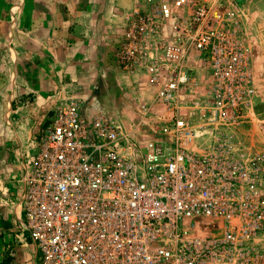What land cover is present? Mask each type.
I'll return each mask as SVG.
<instances>
[{"label":"built area","instance_id":"2783aa9c","mask_svg":"<svg viewBox=\"0 0 264 264\" xmlns=\"http://www.w3.org/2000/svg\"><path fill=\"white\" fill-rule=\"evenodd\" d=\"M132 27L122 61L158 87V135L56 107L22 194L38 264H264V151L238 136L256 95L241 20L172 0Z\"/></svg>","mask_w":264,"mask_h":264},{"label":"crops","instance_id":"0c3cea01","mask_svg":"<svg viewBox=\"0 0 264 264\" xmlns=\"http://www.w3.org/2000/svg\"><path fill=\"white\" fill-rule=\"evenodd\" d=\"M31 1L0 0V264L42 260L26 228V172L56 107L68 97L60 88L80 75L74 69L77 52L85 41L94 42L87 36L88 21L79 16H105L104 9L90 7V0L81 11L71 4L75 0ZM81 112L90 117L86 108Z\"/></svg>","mask_w":264,"mask_h":264},{"label":"rangeland","instance_id":"374dc122","mask_svg":"<svg viewBox=\"0 0 264 264\" xmlns=\"http://www.w3.org/2000/svg\"><path fill=\"white\" fill-rule=\"evenodd\" d=\"M90 1V7L104 9L105 16H79L82 23L88 21L90 34L87 36L94 42L92 45L89 40L81 43L83 45L76 56L78 63H74V69L80 75H73L75 87L70 83L60 88V92L68 95L64 102L69 99L79 101L90 117L104 111L130 123L143 120L140 139L154 137L158 135L157 119L164 112L156 100L158 87L152 84L145 70L127 67L122 61V53L130 43L129 32L133 23L147 19L153 3L172 0ZM219 1L225 11L241 20L251 50L252 83L256 95L250 116L238 129V136L250 149L264 151V2L259 5L252 0ZM71 4L81 11L88 6L89 0H75ZM101 21H105V25ZM80 25L82 27L78 28L83 29L84 24ZM199 77L206 78L205 72H200ZM144 104L151 108L146 117H142L139 111Z\"/></svg>","mask_w":264,"mask_h":264}]
</instances>
